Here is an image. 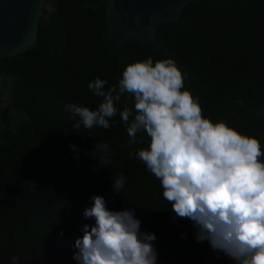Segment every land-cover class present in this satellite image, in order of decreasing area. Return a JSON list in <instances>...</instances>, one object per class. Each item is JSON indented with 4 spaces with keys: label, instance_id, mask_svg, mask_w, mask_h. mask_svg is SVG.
Listing matches in <instances>:
<instances>
[{
    "label": "trees",
    "instance_id": "1",
    "mask_svg": "<svg viewBox=\"0 0 264 264\" xmlns=\"http://www.w3.org/2000/svg\"><path fill=\"white\" fill-rule=\"evenodd\" d=\"M43 6L32 46L0 58V264H79L74 244L84 225L95 224L83 214L94 195L111 211L134 210L141 231L156 237V264H235L196 240V223L175 216L136 156L150 138L140 131L133 142L127 134L120 112L135 115L131 94L121 96L108 129L75 128L78 117L66 106L95 110L102 98L88 84L96 78L107 90L133 62L172 59L203 116L258 139L264 151V0H196L158 26L148 47L110 46L100 0ZM96 143L109 146L106 167L90 155ZM117 173L125 178L119 193Z\"/></svg>",
    "mask_w": 264,
    "mask_h": 264
},
{
    "label": "clouds",
    "instance_id": "2",
    "mask_svg": "<svg viewBox=\"0 0 264 264\" xmlns=\"http://www.w3.org/2000/svg\"><path fill=\"white\" fill-rule=\"evenodd\" d=\"M88 84L102 102L95 110L77 104L66 108L81 125L108 129L124 93L134 97L133 110L120 112L127 134L135 142L140 131L150 138L136 156L160 181L162 195L180 219L199 228L198 242L224 252L235 264H264V162L260 141L239 133L225 122L205 118L198 98L184 90V78L172 59L151 57L125 67L117 85ZM133 117L131 120L129 119ZM70 147H74L71 146ZM109 146L96 143L90 155L100 166L111 163ZM125 185L122 173L112 178L113 191ZM84 211L95 219L84 225L75 241L79 264H156L154 234L141 231L133 209L111 211L104 197L94 195Z\"/></svg>",
    "mask_w": 264,
    "mask_h": 264
},
{
    "label": "water",
    "instance_id": "3",
    "mask_svg": "<svg viewBox=\"0 0 264 264\" xmlns=\"http://www.w3.org/2000/svg\"><path fill=\"white\" fill-rule=\"evenodd\" d=\"M105 4V35L110 46L133 41L148 47L158 26L174 22L196 0H100ZM44 0H0V58L21 55L32 46ZM4 84L0 77V98Z\"/></svg>",
    "mask_w": 264,
    "mask_h": 264
},
{
    "label": "rangeland",
    "instance_id": "4",
    "mask_svg": "<svg viewBox=\"0 0 264 264\" xmlns=\"http://www.w3.org/2000/svg\"><path fill=\"white\" fill-rule=\"evenodd\" d=\"M43 8L44 9H47V7L46 6H43ZM3 94V93H2ZM5 101V97L4 96H1V98H0V103L1 102H4ZM219 253H222L223 254V261L224 262H228V263H231L233 260L229 257V256H227L224 252H222V251H219V250H215V249H211L210 250V255H216V254H219ZM205 263H207L208 264V259L206 258V260H205Z\"/></svg>",
    "mask_w": 264,
    "mask_h": 264
}]
</instances>
